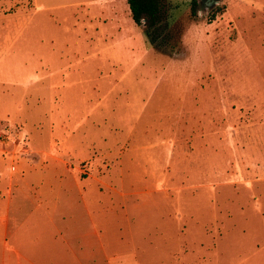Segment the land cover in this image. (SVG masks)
Instances as JSON below:
<instances>
[{
  "label": "rangeland",
  "instance_id": "obj_1",
  "mask_svg": "<svg viewBox=\"0 0 264 264\" xmlns=\"http://www.w3.org/2000/svg\"><path fill=\"white\" fill-rule=\"evenodd\" d=\"M158 32L0 0V264H264V0H164Z\"/></svg>",
  "mask_w": 264,
  "mask_h": 264
},
{
  "label": "trees",
  "instance_id": "obj_2",
  "mask_svg": "<svg viewBox=\"0 0 264 264\" xmlns=\"http://www.w3.org/2000/svg\"><path fill=\"white\" fill-rule=\"evenodd\" d=\"M164 0H127L130 16L138 26L143 25L144 31L155 48L164 50L167 40L158 32L162 22ZM193 1L192 12L195 13Z\"/></svg>",
  "mask_w": 264,
  "mask_h": 264
},
{
  "label": "flooded vegetation",
  "instance_id": "obj_3",
  "mask_svg": "<svg viewBox=\"0 0 264 264\" xmlns=\"http://www.w3.org/2000/svg\"><path fill=\"white\" fill-rule=\"evenodd\" d=\"M218 2V0H203L205 7H211L215 5Z\"/></svg>",
  "mask_w": 264,
  "mask_h": 264
},
{
  "label": "built area",
  "instance_id": "obj_4",
  "mask_svg": "<svg viewBox=\"0 0 264 264\" xmlns=\"http://www.w3.org/2000/svg\"><path fill=\"white\" fill-rule=\"evenodd\" d=\"M0 138H3L2 135H1V132H0Z\"/></svg>",
  "mask_w": 264,
  "mask_h": 264
}]
</instances>
